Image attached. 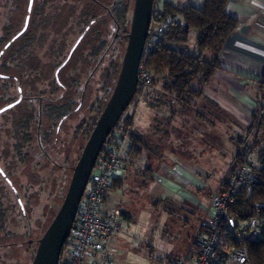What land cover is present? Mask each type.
Here are the masks:
<instances>
[{
    "label": "rangeland",
    "instance_id": "374dc122",
    "mask_svg": "<svg viewBox=\"0 0 264 264\" xmlns=\"http://www.w3.org/2000/svg\"><path fill=\"white\" fill-rule=\"evenodd\" d=\"M101 1L105 5H109L113 0ZM163 1H169L175 5H196L201 0H155V6ZM29 2V0H22L19 9L14 10L11 1L6 3V6H1V3H5V1L0 0V37L7 19L6 14L11 10L16 12L13 18V22L17 24L15 30L20 31L22 29ZM89 2L88 0H68V4L60 14L55 10V6L51 10V4H49L43 8V14H40L38 19L32 14L34 2L31 3L29 12L32 14L31 23L29 24L28 19V24L33 33V41L27 52L32 57L30 61L32 65L39 64L37 89L39 92H45L49 96L48 99L54 103L59 102V100L66 101L70 97L80 105L78 112L62 122L58 134L53 133L48 143L41 139V146L44 152L48 153L49 158H46L45 153L42 156V152L35 148L36 144L31 142L25 147L29 156L24 158V163L19 165L17 172L8 175L18 192L23 212L16 203L14 194L5 183L9 206L13 205L12 209L9 208L8 216L13 225L16 226V228L13 227V231H16L18 236L9 240L4 239V237L2 239L0 236L1 245L16 242L14 246L0 248V264L31 263L37 240L42 236L63 201L72 169L90 134L88 131L92 121L98 118L111 94L109 90L112 85V78L117 77L127 43L125 36L129 32L133 0H125L128 2L127 22L119 25L118 38L111 46L109 44L115 29L107 17H103L96 24L91 25L83 41L77 46L64 68L57 74L59 83L62 86L65 85V88L55 89V85H57L54 84L55 71L58 65L63 62V59L57 57L55 52L63 44L62 52L63 56H66L75 43L78 34L73 27L74 17L81 6L87 10L92 9L91 15L99 13L98 10L89 6ZM97 33L105 34L109 48L107 51L106 48L102 49L99 57L91 59L88 55L91 47L99 46ZM194 38L195 33L192 31L189 37V50L191 52L194 51ZM3 45V43L0 44V50ZM101 57L102 61L98 62ZM114 66L117 68L115 73L112 70ZM73 80L74 82L75 80L79 81L80 89L78 92L72 85ZM197 86L196 82L191 85L192 89L196 90L198 89ZM203 90V96L195 98L193 105L185 111L182 110L183 104L181 102L169 95H163L159 90L145 91L144 95L139 92L128 106L127 114L133 112V108L138 102L137 127L157 139L158 144L163 143L167 150L172 151V167L179 165L181 168H186L190 165H196L204 174H209L210 178L206 188L213 191L221 183L224 175L226 174V178L236 168V166L234 167V164H237L235 157L232 161L234 142L238 147L237 154L244 143L253 144L261 149L264 148V143L261 140L262 133L258 131L260 122L258 107L247 116L246 129L241 134L240 129H236L228 118H225L222 113L217 111L216 107H213L206 95L205 87ZM2 106L1 102L0 108ZM163 109L173 112L179 111L172 124H169V121L173 119L170 117L162 121L160 113ZM253 114L257 117H253ZM172 115L175 116V113ZM9 116L10 113L6 117L0 115L1 168H4L14 155ZM153 119H157V121L151 129L148 125L149 120L153 121ZM43 125L45 128H49V131L54 126L53 123L49 124V122H43ZM166 132L167 134H165ZM26 218L29 224L26 223ZM159 248L162 251L167 250L166 245ZM67 254L68 250L63 256L65 257ZM153 259V261H149L142 256V259L137 260V263L170 264L169 258L162 252L159 254V251L154 253Z\"/></svg>",
    "mask_w": 264,
    "mask_h": 264
},
{
    "label": "trees",
    "instance_id": "16d2710c",
    "mask_svg": "<svg viewBox=\"0 0 264 264\" xmlns=\"http://www.w3.org/2000/svg\"><path fill=\"white\" fill-rule=\"evenodd\" d=\"M4 1L5 3H1V6H6V3L11 1V6H13L14 10H17L21 5L22 0ZM29 1L34 2L32 14L37 19L40 14H43V8L47 7L49 4H51V10L55 6V10L59 14L68 4V0ZM88 1H90L89 6L94 8V10H98L99 13L91 15L92 9L87 10L83 8V6L80 7V10L74 17L73 27L74 31H77L76 34H78V37L73 46L78 40L79 42L73 49L68 60L66 58L70 54L73 46L66 56H63V44H61L55 52L57 57H61L63 59V62L65 60H67L66 63L69 61L73 52L77 49V46H79L85 38V35L87 31H89L91 25L94 23L96 24L99 19L107 17L109 23L113 25L115 32L119 29L120 24H125L127 22L126 15L128 11V2H125V0H113L109 5H105L101 0ZM227 3L228 0H203L201 5L195 6L190 4L175 5L169 1H163L155 6L156 3L154 0L149 31H152L164 24L168 18H170L171 21L168 25H166L163 35L154 45L152 51L143 55L141 66L151 76V81L148 85L138 88L134 97L139 92H142V95H144L145 91L153 89L159 90L163 93V95H169L176 101L181 102L183 104L182 110H188L193 105L194 99L201 95L203 85H206L210 78L220 69V52L222 51L227 39L238 25V22L228 15L226 11ZM14 10H11L8 14H6L7 19L0 37V44H4L0 50V103L2 102L3 105L0 110L17 101L19 97H22L25 94H28V96L36 102L39 100V96L43 98L48 97L45 92H39L37 89V81L39 78L37 72L39 71V64L33 66L30 62L32 57L27 52L33 41V33L30 31L29 27V24L31 23L30 17L32 14H29L30 11L28 12L27 9L26 17L29 19V24H27L28 27L20 33L23 30L24 25L20 31L15 30L17 28V24L13 22V18L16 13ZM192 31L195 33L193 52L189 50V37ZM96 35L99 46L94 45L91 47L88 54L91 59L99 57L102 49L106 48V51L108 49V41L105 34L101 35L100 33H97ZM102 57L99 58L98 62L102 61ZM62 63H60L58 67ZM66 63L63 65L62 69ZM116 69L117 68L114 66L112 69L114 73L117 71ZM116 78H112V85L109 92L112 91ZM194 82H196L199 86L197 90L192 89L191 87ZM55 83L56 81L54 84ZM55 86V89H57V85ZM260 86L261 88L264 86V74L261 78ZM24 87L28 88V91H25ZM74 87L76 88V92H78V89H80L78 80H75ZM62 101L64 100H59L60 103L52 102L53 106L51 104L44 106L42 108L41 115L39 116V123L37 116L38 111L32 102L28 103L26 109L27 111L24 107L22 109V103H19L13 108H9L0 114L6 117V115L10 113L9 122L13 138L12 148L15 152L12 159L6 164V166H4V168L0 167V236L2 239L4 237V239L9 240L18 236L16 231H13V227L16 228V226L13 225L8 216L9 208L12 209L13 205L9 206L8 203L5 183L9 188L10 186L6 179L8 178V175L16 172L19 165L24 163V158L29 156V154H25L24 151L26 145L31 142H37L36 137H39V133H31V131H29L31 126L36 128L39 124L43 127L44 131L41 134V139H44V141L48 143L50 136L53 133L58 134L59 132L55 130V125L57 124L56 122L67 116L69 112L70 115L78 112V106L80 104L78 105L75 100H73L71 104H68L67 99L64 101V105H60L62 104ZM256 102L259 106L258 115L260 117L261 103L258 100ZM172 114H174L173 111ZM133 115V112L131 114H127L126 109L104 143L102 151L106 146L113 142L115 133L119 132L127 134L128 140L131 141L133 146H137V143H143V139L132 132ZM253 117L257 116L253 114ZM95 121V119L92 121V125L88 133L91 132ZM43 122H49V124L53 123L54 126H52V129L48 131L43 125ZM258 131L262 133L261 140H263V142H261L264 143V127L262 126L261 121L258 125ZM261 154L264 157V148L261 149ZM98 159L96 164H98ZM235 162L237 164H234V167L240 162L239 154L235 156ZM255 173L256 177L260 179V183L254 185L250 196L240 197L238 204L234 208V211H238V213L244 212L251 214V207L253 203H264V165ZM14 196L16 198V203L19 205V197L16 195ZM21 211L23 212V210ZM23 216H25L24 213ZM26 223L29 224L27 218ZM14 244H0V248H8L10 246H14ZM68 246V242H66L62 248L59 259L60 263L62 262L63 254L68 249ZM263 247L264 244L262 243L247 245V257L250 264H264ZM171 262L172 261L170 260V264Z\"/></svg>",
    "mask_w": 264,
    "mask_h": 264
},
{
    "label": "crops",
    "instance_id": "0c3cea01",
    "mask_svg": "<svg viewBox=\"0 0 264 264\" xmlns=\"http://www.w3.org/2000/svg\"><path fill=\"white\" fill-rule=\"evenodd\" d=\"M226 11L238 25L220 52V69L203 88L213 107L242 134L247 116L259 107L257 100L264 127V86H260L264 74V0H228ZM203 88L198 97L203 96ZM133 109L132 132L143 143L133 146L127 140L120 153L123 166L103 205V211L115 210L122 223L109 244L108 264H138L142 256L153 261L156 251L164 253L169 262L176 257L192 258L193 241L204 229L209 195L219 185L207 190L210 175L196 165L172 167V151L137 127L138 102ZM178 112L173 116L172 110L163 109L162 121L170 117L172 124ZM156 121L149 120L148 127L153 128ZM237 148L234 142L232 161ZM165 245L167 250L162 251L159 247Z\"/></svg>",
    "mask_w": 264,
    "mask_h": 264
},
{
    "label": "built area",
    "instance_id": "2783aa9c",
    "mask_svg": "<svg viewBox=\"0 0 264 264\" xmlns=\"http://www.w3.org/2000/svg\"><path fill=\"white\" fill-rule=\"evenodd\" d=\"M170 21L168 18L148 32L143 55L152 51ZM150 81L151 76L140 65L138 88ZM127 140V134L115 133L113 142L101 150L66 241L68 254L59 264L109 263V244L122 223L115 210L103 211V205L123 166L120 153ZM238 154L239 164L209 195L204 229L193 241L195 256L176 257L171 264H248L247 245L264 244V203H253L251 214L234 211L240 197L250 196L254 185L260 183L255 172L263 167L264 157L261 148L247 143L241 145Z\"/></svg>",
    "mask_w": 264,
    "mask_h": 264
},
{
    "label": "water",
    "instance_id": "95a60500",
    "mask_svg": "<svg viewBox=\"0 0 264 264\" xmlns=\"http://www.w3.org/2000/svg\"><path fill=\"white\" fill-rule=\"evenodd\" d=\"M153 2L154 0H133L127 43L114 87L72 169L69 185L58 211L37 240L30 264H59L62 248L69 237L78 205L104 143L138 91V70L150 29ZM31 3L30 1L28 12ZM27 24L28 17L20 33L26 29ZM77 43L78 41L70 54ZM11 107L12 105L2 108L0 113Z\"/></svg>",
    "mask_w": 264,
    "mask_h": 264
},
{
    "label": "flooded vegetation",
    "instance_id": "af4514ba",
    "mask_svg": "<svg viewBox=\"0 0 264 264\" xmlns=\"http://www.w3.org/2000/svg\"><path fill=\"white\" fill-rule=\"evenodd\" d=\"M127 36V35H126ZM125 36V37H126ZM118 38V34H117V31L114 33V35H113V37H112V39H111V43L109 44L110 46L115 42V40ZM127 39V38H126ZM78 42H79V40H78ZM108 48H109V46H108ZM71 55V54H70ZM70 56L68 55L67 56V60H68V58H69ZM67 60H65L57 69H56V71H55V81H56V84H57V87L59 88V89H63V88H65V85L64 86H62L60 83H59V80H58V77H57V74L59 73V71H61L62 70V67H63V65L66 63V61ZM101 62V61H100ZM100 64V63H99ZM73 82V81H72ZM73 86H74V83L72 84ZM85 85H86V83H85ZM84 88H85V86H84ZM24 90L25 91H28V88H24ZM51 91H53V90H51ZM27 93V92H26ZM83 93H84V90H83ZM29 96H28V94H25V95H23L22 97H19L18 98V100L17 101H15V102H13L12 104H9V105H12V107L11 108H13L15 105H18L19 103H22V109H23V107L25 108V110L27 109V105H28V103H30V102H32V104L37 108V111H38V114H37V116H38V123H39V116L41 115V112H42V108L44 107V106H46L47 104H51L52 106H53V104H52V101H51V99H48V97L47 98H43V97H40L39 96V100L36 102L34 99H31L30 97L28 98ZM73 98H70V97H68V101H67V103L68 104H71L72 102H73ZM17 102V103H16ZM60 103V102H59ZM62 104H60V105H64L65 104V102L64 101H62L61 102ZM10 108V109H11ZM74 109V108H73ZM27 111V110H26ZM1 114V113H0ZM70 116H72V115H70V112L68 113V115L67 116H65L64 118H62L60 121H58V122H56L57 124H56V128H55V130L58 132L59 131V129H60V127H61V124H62V122L65 120V119H67V118H69ZM44 128L43 127H41L39 124H38V126L35 128V127H33V126H31L30 127V130L29 131H31V133L32 132H36V133H39V137H36V141L37 142H35V144H36V149H38V151L40 152H42V156H43V154L45 153L44 152V150H43V148H42V146H41V134H42V132L44 131L43 130ZM48 131H49V128L47 129ZM24 151H25V154H28V152H27V150L26 149H24ZM13 154H15V152L13 151ZM45 156H46V158H49V155H48V153L46 152L45 153ZM28 157V156H27ZM38 158V157H37ZM17 172V171H16ZM7 180V182H8V184H9V186H10V190H11V192L14 194V195H16V196H18V192H17V190L14 188V186L12 185V182H11V180H9L8 178L6 179ZM20 200V199H19ZM18 203H20L19 204V206H20V209L22 210V204H21V202L19 201Z\"/></svg>",
    "mask_w": 264,
    "mask_h": 264
}]
</instances>
